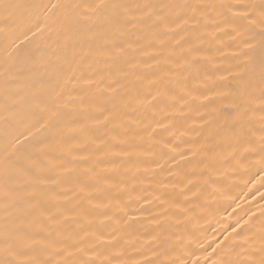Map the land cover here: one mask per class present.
<instances>
[{"label": "bare ground", "instance_id": "6f19581e", "mask_svg": "<svg viewBox=\"0 0 264 264\" xmlns=\"http://www.w3.org/2000/svg\"><path fill=\"white\" fill-rule=\"evenodd\" d=\"M8 2L0 261L261 264L264 0Z\"/></svg>", "mask_w": 264, "mask_h": 264}, {"label": "snow or ice", "instance_id": "6c2138e0", "mask_svg": "<svg viewBox=\"0 0 264 264\" xmlns=\"http://www.w3.org/2000/svg\"><path fill=\"white\" fill-rule=\"evenodd\" d=\"M106 5H95V8H101L105 7ZM25 5L14 3V2H8V0H0V32H6L10 28L14 27L20 20V9L24 8ZM53 7H56V5H53ZM77 7H87V6H77ZM115 8L120 7H126L123 5H113ZM149 7V6H145ZM179 7H197V6H188L183 5ZM221 7H225L224 5H221ZM161 21H164L163 17H160ZM187 19L183 16L179 17L176 21L178 27H182L184 24H187ZM261 24H264V7H262L261 10ZM264 35V33H262ZM260 112H261V122L264 123V73H262V83L260 88ZM234 108L237 113V122L239 123L241 120H243L245 117L249 115V112L247 109H242V105L237 104L234 105ZM259 149L262 154H264V131H262V135L260 137V144ZM262 159H264V156H262ZM0 264H16L15 261H0ZM33 264H39V262L33 261ZM45 264H48V262H45ZM261 264H264V260L261 261Z\"/></svg>", "mask_w": 264, "mask_h": 264}]
</instances>
